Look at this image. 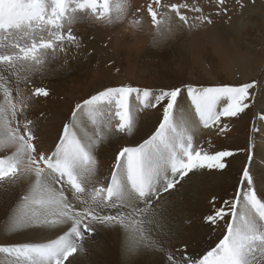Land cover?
Segmentation results:
<instances>
[{"label":"snow or ice","instance_id":"1","mask_svg":"<svg viewBox=\"0 0 264 264\" xmlns=\"http://www.w3.org/2000/svg\"><path fill=\"white\" fill-rule=\"evenodd\" d=\"M256 0H0V264H76L101 231L121 238L124 264H264V180L255 175L253 120L244 148L211 151L200 129L225 136L264 93V80L239 84L178 85L153 89L131 83L104 85L75 103L50 143L32 109L50 95L36 86L83 55L73 26L149 32L152 46L180 31L230 24ZM106 46V45H105ZM91 53H87L90 55ZM120 71L119 68L116 69ZM157 124L134 144L151 110ZM259 120L264 125V109ZM115 146L105 165L99 153ZM245 154L230 197L202 219L221 237L200 256L177 245L168 208L185 185L207 173L224 174ZM215 203V198L213 199ZM24 238V239H22Z\"/></svg>","mask_w":264,"mask_h":264},{"label":"rangeland","instance_id":"2","mask_svg":"<svg viewBox=\"0 0 264 264\" xmlns=\"http://www.w3.org/2000/svg\"><path fill=\"white\" fill-rule=\"evenodd\" d=\"M133 2L140 6L146 5L149 0ZM262 13L264 0H256L254 5L250 4L243 10L242 15L233 13L230 24L220 20L208 31L191 35L180 31L157 47L152 46V36L147 31L133 35L123 31L122 27L113 30L74 25V34L80 36L85 45L82 49L84 54L70 60L66 70H60L43 80L39 75L34 77L36 86L46 87L50 92L49 97L42 98L32 109V117L42 124L41 135L50 143L67 121L75 103L104 85L131 83L156 89L182 82L209 86L264 80V20L258 19ZM260 109H264V93L246 114H242V118L233 119L231 131L225 136L200 129L198 141L205 149H209L207 141L211 140V151L244 148L250 137L253 120L264 129L259 120ZM158 114V109L151 110L140 125L137 136L122 143L134 144L139 141L157 124ZM260 137V133H257L256 141ZM114 147L105 148L99 153L105 171L111 162ZM228 159L231 163L224 174L213 172L200 175L195 183L196 194L185 185L168 208V223L177 230L173 242L177 245L187 242L188 251L197 257L214 246L221 237V228L209 233L202 219L211 214L223 199L232 195L240 169L245 163V154L238 151ZM16 191H0V199H14ZM120 249L121 238L118 234L101 231L95 240L88 243L87 252L79 256L76 264H124ZM139 260L144 264H152L155 256L145 254Z\"/></svg>","mask_w":264,"mask_h":264},{"label":"bare ground","instance_id":"3","mask_svg":"<svg viewBox=\"0 0 264 264\" xmlns=\"http://www.w3.org/2000/svg\"><path fill=\"white\" fill-rule=\"evenodd\" d=\"M262 1V0H261ZM261 3V2H260ZM263 3V2H262ZM250 5V4H249ZM248 5V6H249ZM246 13V12H245ZM261 14V13H260ZM259 14V15H260ZM264 13H262V16H258V19H262L264 20ZM249 18V16H247ZM257 21V20H256ZM249 22L251 23L250 19ZM264 23V22H263ZM231 47V46H230ZM229 47V48H230ZM232 52H234V50L232 49ZM255 164H256V168H255V175L257 178V181H261L264 180V137H260L259 139H257L256 141V149H255ZM199 176L197 177L196 180H194L193 182L187 184V186L190 188V190L196 194L197 189H196V182L198 180ZM149 258V257H148ZM153 260V259H152Z\"/></svg>","mask_w":264,"mask_h":264}]
</instances>
